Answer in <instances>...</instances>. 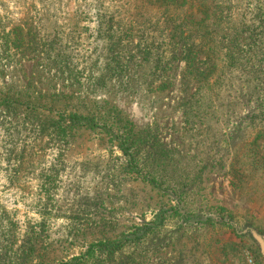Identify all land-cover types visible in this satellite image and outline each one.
<instances>
[{"label": "rangeland", "instance_id": "374dc122", "mask_svg": "<svg viewBox=\"0 0 264 264\" xmlns=\"http://www.w3.org/2000/svg\"><path fill=\"white\" fill-rule=\"evenodd\" d=\"M4 96L0 264H264V0H0Z\"/></svg>", "mask_w": 264, "mask_h": 264}, {"label": "trees", "instance_id": "16d2710c", "mask_svg": "<svg viewBox=\"0 0 264 264\" xmlns=\"http://www.w3.org/2000/svg\"><path fill=\"white\" fill-rule=\"evenodd\" d=\"M27 32L24 31V28L22 26H15L12 28L9 32H4L3 36H5V43L4 46L7 47V50H10V48H14L15 50L21 49L23 51L25 44H26V37ZM30 36V34H29ZM31 41L29 39L28 46H31ZM5 103H11L13 101V98H10L8 96H4L3 98H0ZM96 126H99V124H95ZM94 127V126H92ZM105 127V124H104ZM113 137V140L118 141L119 146L124 151V154L130 157L131 166L133 167L135 164V154L138 152L139 148V142L138 139L135 141L132 138H130L127 134H111ZM123 245L122 241H112V242H99L92 244L90 247V250L88 251V254L93 253L96 251V249H106L110 252H113L114 250L120 249ZM80 258H76L74 261H79Z\"/></svg>", "mask_w": 264, "mask_h": 264}, {"label": "water", "instance_id": "95a60500", "mask_svg": "<svg viewBox=\"0 0 264 264\" xmlns=\"http://www.w3.org/2000/svg\"><path fill=\"white\" fill-rule=\"evenodd\" d=\"M252 233H253L254 237L256 238V240L259 242V244L262 248V252L264 254V238L255 231H252Z\"/></svg>", "mask_w": 264, "mask_h": 264}]
</instances>
